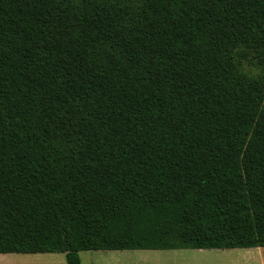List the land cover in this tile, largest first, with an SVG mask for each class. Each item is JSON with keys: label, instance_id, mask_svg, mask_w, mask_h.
Wrapping results in <instances>:
<instances>
[{"label": "trees", "instance_id": "1", "mask_svg": "<svg viewBox=\"0 0 264 264\" xmlns=\"http://www.w3.org/2000/svg\"><path fill=\"white\" fill-rule=\"evenodd\" d=\"M264 247V0H0V250Z\"/></svg>", "mask_w": 264, "mask_h": 264}, {"label": "rangeland", "instance_id": "2", "mask_svg": "<svg viewBox=\"0 0 264 264\" xmlns=\"http://www.w3.org/2000/svg\"><path fill=\"white\" fill-rule=\"evenodd\" d=\"M81 264H264V247L229 250H100L78 253ZM3 264H66L63 254H9Z\"/></svg>", "mask_w": 264, "mask_h": 264}, {"label": "snow or ice", "instance_id": "3", "mask_svg": "<svg viewBox=\"0 0 264 264\" xmlns=\"http://www.w3.org/2000/svg\"><path fill=\"white\" fill-rule=\"evenodd\" d=\"M11 252L15 255H20V256L25 255V253L20 252L18 250H11ZM7 255H9V250H0V264H3L2 258L6 257Z\"/></svg>", "mask_w": 264, "mask_h": 264}]
</instances>
